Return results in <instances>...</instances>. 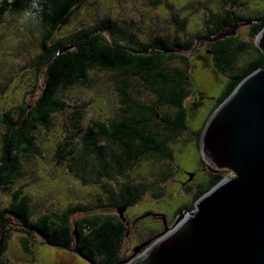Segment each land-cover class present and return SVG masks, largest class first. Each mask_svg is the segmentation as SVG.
Returning a JSON list of instances; mask_svg holds the SVG:
<instances>
[{
  "label": "trees",
  "instance_id": "16d2710c",
  "mask_svg": "<svg viewBox=\"0 0 264 264\" xmlns=\"http://www.w3.org/2000/svg\"><path fill=\"white\" fill-rule=\"evenodd\" d=\"M85 1L37 0L38 16L31 20L41 27L39 50L34 56V86H39L42 77L41 93L31 103L23 100L13 109L0 112L4 128L0 149V240L5 249L16 231L20 233L23 250L28 253L35 252L33 238L37 235L41 238L40 247L73 251L91 264H127L135 257V249L144 243L133 247L132 255H122L124 238L131 232L129 221L133 220L128 209L147 194L160 198L167 193V182L180 170L175 151L192 140L200 150L202 131L216 108L246 76L264 67V52L255 43L264 29V0L260 8L251 11L247 10L245 0H224L221 4L228 2V7L213 4L203 10L209 14L204 21L207 26L204 35L216 37L208 43L204 55L209 57L218 77L225 79L218 97L194 92L192 57L179 52V49L191 50L199 36L186 40L180 34L189 23L187 17L198 18L195 8L191 6V12L180 20L177 11L184 8L177 10L170 2L166 3L177 29L173 34L156 35L149 41L142 40L130 28L134 23L111 16L86 23L70 33L62 32ZM163 1L169 0H155L153 4ZM200 1L203 0H190L186 8ZM30 2L0 0V25L7 17L28 10ZM240 24H247L248 38L235 33L217 37L227 28ZM100 72L113 79L118 109L106 117L87 116L90 103H70L65 92L78 85H93ZM4 91V85L0 84V93ZM191 96L192 101L187 104ZM204 99H212L214 104L203 126L195 131L189 127L188 119ZM60 115L64 117V133L54 145V160L74 181L87 188H97L96 195L92 201L50 208L33 218L29 189L26 184H19L24 175L23 164L45 156L37 142V133L49 131ZM200 156L202 169L207 162L201 151ZM140 166L147 168L148 173L136 181L133 173ZM189 173L188 178L193 180L195 177L191 178ZM228 173L211 170L207 176L197 174L195 183L182 185L189 199L176 210L175 216L194 209L196 201ZM2 195L11 197L6 206H2ZM150 212L157 219L153 214L158 213ZM12 217L19 227L9 225L13 223ZM156 234L157 230L150 231L148 245L137 255L157 240Z\"/></svg>",
  "mask_w": 264,
  "mask_h": 264
},
{
  "label": "rangeland",
  "instance_id": "374dc122",
  "mask_svg": "<svg viewBox=\"0 0 264 264\" xmlns=\"http://www.w3.org/2000/svg\"><path fill=\"white\" fill-rule=\"evenodd\" d=\"M189 1L169 0L154 5L155 0H86L83 5L85 10L83 11V8H81L82 10L79 9L73 16L71 24L63 27L62 32L70 33V31L84 26L86 23H95L103 16H111L121 22L134 23L130 28L135 29L142 40L149 41L156 35L167 36L173 34L177 29L176 22L166 3L170 2L177 10L184 8L182 12L177 11L181 16L180 20L185 18V13L191 12L189 9L192 6L195 8L196 15L199 16L198 18H195L194 15L187 17L189 23L180 34L186 40L192 38L195 40L198 35L200 37H196L195 45L191 50L179 49V52L192 57L191 80L194 92H203L207 97H218L224 87L225 79L218 77L211 66L209 57L204 55L208 43L216 37H205L204 35L207 31L206 22L204 21L209 14L204 13L203 10L205 11L206 7L209 8V5L212 6L213 4L228 7L226 5L228 2L223 5L221 3L224 0H203L199 3H192L189 8H186ZM245 1L248 11L260 8L263 5V0ZM84 6L91 11H88ZM81 11L85 13H83V16ZM40 28V25L36 22L24 18L23 13L7 17L6 22L0 25V84L4 85L5 90L0 93V112H4L9 108L13 109L23 100L31 103L41 93L42 77H40L39 86L36 88L34 86L36 71L34 56L39 50ZM232 33L248 38L247 24L227 28L225 32L217 37H224ZM34 88L35 91H33ZM65 93L67 95L66 99L70 103H82L83 101L90 103L87 116L99 114L101 117H106L112 115L118 109V95L115 92L113 79L103 72L99 73L97 81L93 85H78ZM192 97L188 98L187 104L192 101ZM213 104L212 99H204L203 103L194 108L193 114L188 119L189 127L192 130L196 131L203 126ZM63 119L64 117L60 115L56 118L55 126L49 131L41 130L37 133V142L45 156L23 164L24 175L20 178L19 184H26L29 189L27 192L32 197L33 218L38 217L50 208H64L67 204L75 201H92L96 195L97 188H87L74 181L65 171L66 169L58 166L54 160V145L64 133ZM3 132V123L0 122V149L2 146L1 134ZM200 158V150L195 141H189L186 145L181 144L178 151H175V161L180 170L167 182V193L160 198H154L149 194L145 195L142 201L128 209L129 215L134 219L138 215L152 211L158 214H166L168 220H171L176 210L187 203L189 199V195L184 193L182 187L183 181L188 178V173L199 170L198 177H203L204 172L200 170ZM147 173V168L140 166L133 174L136 176V181H141V175H147ZM230 175H233V173ZM1 197L3 198L2 206H6L11 197L5 195ZM142 218L140 217L139 220ZM156 221L158 220L146 215L145 218L139 222L137 221V225L141 226L142 223L153 225ZM12 222L9 224L10 226L19 227L14 217H12ZM1 234L0 224V239ZM19 234L16 231L13 232V237L8 240L5 249H3V242L0 240V264H91L73 251L52 246L40 247L42 246L41 238L37 235L33 238L35 252H25L19 240ZM137 236L136 230L131 227V232L124 238L122 255H132L131 250L137 245Z\"/></svg>",
  "mask_w": 264,
  "mask_h": 264
},
{
  "label": "water",
  "instance_id": "95a60500",
  "mask_svg": "<svg viewBox=\"0 0 264 264\" xmlns=\"http://www.w3.org/2000/svg\"><path fill=\"white\" fill-rule=\"evenodd\" d=\"M255 43L264 52V29ZM200 151L215 170L233 175L202 195L194 209L179 213L139 255L148 242L137 247L127 264H264V67L216 108Z\"/></svg>",
  "mask_w": 264,
  "mask_h": 264
},
{
  "label": "flooded vegetation",
  "instance_id": "af4514ba",
  "mask_svg": "<svg viewBox=\"0 0 264 264\" xmlns=\"http://www.w3.org/2000/svg\"><path fill=\"white\" fill-rule=\"evenodd\" d=\"M200 170H203V172H204V176H207V173L209 172V171H211V170H215V169H213V167L211 166V165H209L208 163H206L205 164V166H204V168H200ZM199 173V170H195V171H193V177H195V178H197L196 177V175ZM231 173L229 172L228 173V175H230ZM193 179V180H191V179H189V178H186V180H184L183 181V183H182V185L183 186H186V185H189V184H192V183H195V180L196 179ZM149 213V212H148ZM163 214V213H162ZM146 215V214H145ZM145 215H143V216H141V217H146ZM139 216L140 215H138V216H136V217H134V219L132 220V221H129V222H131V227H133L135 230H136V234H138V236L136 237V239H137V244H139V243H141V242H147V241H149L150 240V238L148 237V235H149V233H150V231L152 230V229H155V230H157V234L155 235V236H157V235H159L160 233H162L164 230H165V228L168 226V227H171L173 224H174V222H175V220H176V217L177 216H173L172 217V219L171 220H168V218H167V215H166V223L164 222V221H162L163 219H161L162 217L161 216H158V217H156L157 219L156 220H158L157 221V223L155 222V225L153 224V225H144L142 222V225L141 226H139V225H137V221L139 222L140 220H142V219H140L139 220ZM148 217H152V216H150V215H148ZM154 236V237H155ZM153 237V238H154Z\"/></svg>",
  "mask_w": 264,
  "mask_h": 264
},
{
  "label": "clouds",
  "instance_id": "9594fccd",
  "mask_svg": "<svg viewBox=\"0 0 264 264\" xmlns=\"http://www.w3.org/2000/svg\"><path fill=\"white\" fill-rule=\"evenodd\" d=\"M39 12V5L37 3V0H31L29 9L25 10L23 13V17L26 19H32L35 20L38 16Z\"/></svg>",
  "mask_w": 264,
  "mask_h": 264
}]
</instances>
